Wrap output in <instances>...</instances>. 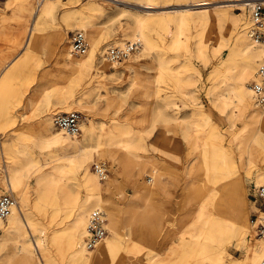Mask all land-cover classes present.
Segmentation results:
<instances>
[{"label": "rangeland", "instance_id": "rangeland-1", "mask_svg": "<svg viewBox=\"0 0 264 264\" xmlns=\"http://www.w3.org/2000/svg\"><path fill=\"white\" fill-rule=\"evenodd\" d=\"M62 1L66 4L57 9L55 27L44 32L47 35L46 46H44L42 32H37L33 39V53L40 58L39 65L36 66L30 59L28 68L22 72L17 64L28 52L26 47L28 34L31 27L36 24L32 16L26 17L20 5L21 0H0V59L11 56L12 62L7 68L0 90V109L7 115L5 119H0V164L4 162L9 165L6 150L12 141H26V147L34 158L35 167L29 172L23 185L22 194L28 198V201L25 206H22V209L25 216L26 213L28 214L30 226L35 228L34 236H42L45 239L44 247L48 249L46 248L45 257L43 254L44 262L46 259L55 258L57 242L53 236L66 235L67 229L64 228L63 223L71 219V215L76 209L72 198H63L59 195L56 199H43L45 194L43 189L48 186L47 179L44 177L53 171V166L64 164L68 175L74 177V169L69 160L76 153H61L49 147L41 148L36 143L39 140L37 121L42 114H40L41 109L35 110L30 104V98H36L43 90L41 85L44 81L43 73L49 72L53 75L54 80L62 83L69 73L66 68L57 65L60 45L56 40V33L57 30L66 33L64 48L68 51L72 34L78 29L71 28V21L65 22L64 11L84 4L88 0H81L80 4H70L69 0ZM178 1L167 0L165 5H174ZM187 1L192 3V0ZM30 2L35 9L33 1L30 0ZM243 2L238 1L235 4ZM141 4L139 0H94V5L88 7L87 11L96 14L98 21H101L100 24L102 23L100 26L102 32L107 27H113L115 35L105 39L103 33H100L99 39L102 47L96 56H100L101 51L106 56L108 49L106 42H112L115 37L121 38L123 30H127L129 23L132 22L133 14L143 11ZM98 5L102 7L101 12L96 11ZM173 8L170 6L169 10H173ZM232 8L235 15L243 13L240 6L236 5ZM108 15L115 16L114 23L108 21ZM178 16L174 12H168L162 17L148 19L152 26L147 32L153 37L155 50L152 54L141 57L140 63L134 70L124 71L122 75L114 77L110 74L114 68L111 67L106 71L100 70L96 61L90 75L74 84V95L67 99L72 103L75 101L74 97L77 99L82 95L83 100L88 102L89 109L86 112L76 109L71 111L82 114L81 124L86 119H90L100 134L97 142L101 145H104L105 140H108L105 135L107 131L114 133L115 136L110 139L114 143L117 140H131L129 148L133 155V163L126 162L117 166L109 159L106 153L107 146H101L103 152L95 153L93 161L88 164V172L94 175L100 184H104L108 179H115L114 183L117 187L114 186L110 193L112 201L118 209L122 210L127 205L136 207V205L142 204L147 196V190L154 183V180L151 179L152 165L150 161L158 164L164 172L161 182L166 190H158L153 196L154 202L160 206V210L152 215V223L134 222L130 226H120L119 232L123 240L132 241L135 236L140 235L144 238L146 247L137 256H132L122 253L123 250L117 244L113 260L121 261L118 264H163L156 263L159 259L165 262L164 264H188L191 260L190 255L193 252L198 254L200 251H206L208 255H211V264H237L241 263V259L245 256L244 250L236 246L233 238L227 239V236H222L223 242L218 244L208 235L202 239L191 235L196 228V219L193 216L197 214L200 205L199 197L188 201V189L191 181L197 180L200 187L204 181L228 182L232 185V181L235 180L227 178L231 169L226 157L229 154L235 161L238 159V150L234 144L235 137L229 132L227 122L228 114L235 104H230V107L223 112L220 100V96L223 94L231 95L229 81L224 79L223 75L233 71L229 69L233 57L230 52V40H222L217 46L216 52H213L211 40L207 50L209 58L204 59L199 52V41L209 28L206 20L201 18L205 15L193 11L191 16L186 18L188 23L185 27H180ZM247 17L248 8L246 9L245 22L239 26V31L247 25ZM23 24L27 27L24 35L22 34ZM84 35L87 37L85 32ZM135 52H132L119 64L126 62ZM158 55L161 56L162 61L160 62V72L157 74L156 57ZM236 58L239 60V56ZM31 72H34L35 77L25 79ZM155 74L164 84H167L169 79L173 85L185 92L181 93L178 89L171 93L170 89H166L161 84H155L153 81ZM142 76H145L146 79L144 87L130 90L132 78ZM190 82L191 85H189ZM21 83L26 84V89L20 87ZM64 84H69V81ZM19 89L21 94L18 95ZM155 91L158 94L153 95ZM97 95L101 96V100L95 105ZM113 97L116 98L114 104ZM169 101L176 103L174 116L182 118L179 121L189 124L192 128L191 133L184 134L176 121H171L166 126L162 120L157 119L154 114L156 109ZM58 113L64 112L59 111ZM170 113H173L171 109H167V114L170 115ZM125 122L132 125V128L127 131L128 133H123V129L119 126ZM241 124V119L237 116L235 129L241 128ZM78 137L80 138V136ZM197 139L204 144L205 161L203 167L201 165L199 168L197 163L195 170L190 172L191 164L198 161L200 155L199 151L195 149ZM245 139L246 137L243 138V140ZM161 149L175 155L176 159L164 160V155L160 152ZM249 149L254 153V160L249 161L241 168L236 167L234 170H240L241 178L247 188L250 232L254 239L260 240L264 238L256 236L255 225L252 224L251 219L264 212V200L257 198L256 191L259 186L255 184L254 179L246 177V172L253 167H264V150L251 142H249ZM17 156L22 161L21 154L18 153ZM243 156L246 157L247 154ZM146 157H149V162L144 159ZM258 157H262L261 162H256ZM95 162L106 164L109 170L107 179L101 180L97 176L94 170ZM85 172L84 168H80L76 173V178L73 179L79 195H85L87 191L83 183ZM137 190H139L138 193H136ZM185 190L187 193H184ZM190 190L196 189L191 187ZM41 193H43L42 197ZM15 195L18 194L15 192ZM19 201V205H23L21 199ZM192 210L195 211L189 213ZM188 215L191 216L189 222L184 221ZM182 232L187 233L182 234ZM111 234L108 229L107 237H111ZM0 235L3 233L0 232ZM253 236H249V238L251 239ZM225 239L228 241L226 244ZM38 250L41 253L43 249L40 246Z\"/></svg>", "mask_w": 264, "mask_h": 264}, {"label": "bare ground", "instance_id": "bare-ground-1", "mask_svg": "<svg viewBox=\"0 0 264 264\" xmlns=\"http://www.w3.org/2000/svg\"><path fill=\"white\" fill-rule=\"evenodd\" d=\"M32 1L35 4V9L30 0H21L20 2L26 17L32 16L36 24L34 27H31L28 34L26 42L28 52L17 64L22 72L28 68L30 59L33 60L36 66L39 65L40 58L33 53V39L37 32H42V38L45 41L44 46H46L47 35L44 32L49 28L55 27L57 9L66 4L62 0ZM139 1L142 3L140 6L143 8V11L133 14L132 22L129 23L127 30H123L121 38L115 37V40L112 42H106L108 48L119 45L124 46L127 42H137L139 44L136 52L126 62L119 64V62L111 61L108 51L106 52V56L102 51L100 56H96L102 47L99 39L100 33H103L105 39H109L115 35L113 27H107L102 32L100 28L101 21H98L96 14L87 11L88 7L94 5V0H88L84 4L79 3L81 0H69L70 4L80 5L70 10H65L63 18L67 23L71 21V28L78 29L76 32L86 33L87 37H85L88 43L86 51L78 54L73 53L71 51L72 37L69 42L68 51H66L64 48L67 38L66 33L57 30L56 40L60 45L57 65L61 66V68H66L69 73L63 83L54 80L53 75L49 74V72L43 73L42 77H44V81L41 84L43 90L34 99L30 96L32 97L30 98V104L35 110L41 109L40 114H42L37 121L36 128L39 140L36 143L41 148L49 147L61 153H76L69 160L74 169V177L68 175V170L64 164L53 166V171L44 177L47 179L48 186L46 189H43V193H45L43 199H56L59 195L63 198H72L76 209L73 211L71 219L63 223L64 228L67 229L65 231L66 235L62 237L53 236L57 242V254L55 258H51V260L45 258L44 262L43 254L45 257V251L48 249L44 247L45 239L42 236H34L35 228L30 226L27 218L28 214L26 213L25 216L22 209V206H25L28 201V198L22 194L23 185L29 172L35 167V161L26 147V141H12L6 150L9 165L4 162L0 164V169L5 172L4 175L0 176V195H12L17 205L6 217L0 219V232L3 233V235H0V264H118L121 261L116 262L113 260L117 244L123 250L122 253H128L132 256H137L146 247V242L140 235L135 236L132 241L123 240L119 232L120 226H130L134 222L141 224L152 223V215L160 210V206L154 202L153 196L158 190H166L164 184L162 185L161 182L164 172H162L158 164L150 161L149 157L144 158L146 161H150L152 165L151 179L154 180L153 185L147 190V196L142 204L136 205V207L127 205L122 210L118 209L113 203L110 193L115 186V179H108L104 184H100L96 177L88 172V164L93 161L92 158L95 153L99 151L100 153L103 152L101 146H107L106 153L109 159L117 166L126 162L133 163V155L129 148L131 140H117L114 143L110 140L115 136L114 133L107 131L105 135L108 140H105V144L101 145L97 142L100 134L96 131L90 119H86L80 125V132L77 135L70 136L63 129H56L55 118L58 115L70 113L74 109L83 112L89 109L88 102L83 100L84 97L82 95L77 99L74 97L75 101L72 103L68 102L67 99L72 98L74 95V84L90 75V71L96 61L100 70L106 71L111 67L114 68L110 71V74L115 77L116 75H122L124 71L134 70L140 63L141 57L153 53V50H155L153 37L147 32L150 30L152 23L148 19L159 18L168 12H174L179 15L180 27H185L188 23L186 18L191 16L193 11L203 13L205 16L201 18L205 19L207 25H209L208 30L199 41V52L204 59L209 58L207 55L209 41L212 40L213 52H216L217 46L220 45L222 40L231 41L230 52L233 59L229 69L233 71L223 75L224 79L229 81L231 95L223 94L220 96V100L222 101L223 112L230 107V104H235L234 107L236 109L234 110L233 107L229 114H225L229 115L227 117L228 129L235 137L234 144L238 150V159L235 161L232 155L229 156L227 154L226 156L229 161V168L231 169L227 178L235 179L232 181V185L228 182L211 183L204 181L199 187L197 180L191 181L188 189V201L199 197L200 203L197 214L193 216L196 219V228L191 235L193 237L197 236L199 239L208 235L217 241L218 244L223 242L221 240L222 236H227V239L233 238L236 246L244 250L245 253V256L241 259V263L237 264L264 263V239L256 240L250 232L246 197L247 188L241 178L240 170H234L236 167L241 168L243 165H247L249 161L254 160V153L249 149V142L264 150V105L255 101L250 87L251 81L256 79L258 66L264 61V47L255 44L251 40L246 26L242 27L241 31L238 30L239 26L245 22L246 9L251 0H192V3H189L187 0H179L174 5H165L167 0ZM238 1L244 2L235 4ZM236 5L242 8L243 13L241 15L233 13L232 7ZM170 6L174 7L173 10H169ZM96 9V11L101 12V5H98ZM107 19L108 21H112V23L116 20L113 15H108ZM24 25H22L23 35L27 28ZM125 39L127 40L124 41ZM236 56H239V60ZM10 58L11 56L0 59V90L7 68L12 63ZM156 60L158 74L161 69V56L158 55ZM157 74L153 77L155 84H161L166 89H170L171 93H174L175 90H180L169 79L168 83L164 84ZM32 77H35L34 72H31L25 79ZM145 80V76L133 77L129 89L133 90L134 88L144 87ZM66 81H69V84H64ZM248 81L250 82L248 83ZM191 84L190 82L189 85ZM20 87L26 89V84L21 83ZM180 92L184 93L185 91L180 90ZM121 93L123 94V92ZM17 94H21L20 89L17 91ZM156 94L158 92H153V95ZM100 97L96 96L95 105L100 103ZM115 99L113 97V104ZM174 107H176V103L169 101L165 105L158 107L154 114L166 126L171 121H176L184 134L191 133L192 128L189 124L179 121L182 118L179 119L174 116ZM167 109H171L173 113L167 114ZM59 111H63L64 113H58ZM237 116L242 122V126L239 129H235L234 127ZM6 117V112L0 109V119L3 120ZM119 126L123 129V133H128L127 131L132 128L129 122L121 123ZM245 137L246 139L243 140ZM195 147L200 155L198 161L191 164L190 172L195 170L197 163L199 164V168L201 165L203 167L205 161L203 142L197 139ZM160 152L164 155V160L172 161L176 159L175 155L168 153L167 150L161 149ZM18 153L21 154L23 162L18 158ZM244 154H247V156L244 157ZM261 160L262 157H258V161L256 162H261ZM80 168H84V171H86L83 174V183L87 190L85 195H79L75 188V181H73ZM246 177L254 179L257 186L264 185V167L249 169L246 172ZM191 187L196 190H190ZM15 192L18 194L17 196ZM43 193H41V197ZM184 193H187V190ZM17 197L21 199L23 205H19L20 199L18 200ZM257 198L260 199L258 196ZM97 210L103 212L104 227L107 233L108 229L110 230L112 236L107 237L106 234L93 248H88L85 241L89 217ZM194 211H189V213ZM263 216L264 212H261L258 220ZM190 217V215L186 216L184 221L189 222ZM185 233L187 232H182V234ZM249 236H253V238L250 239ZM259 238H264V236ZM227 239H225V244L228 243ZM40 246L43 249L41 253L38 250ZM190 257L191 260H189L188 264H211V255H208L206 251H200L198 254L193 252ZM160 262L165 263L161 259L156 261V263Z\"/></svg>", "mask_w": 264, "mask_h": 264}, {"label": "built area", "instance_id": "built-area-1", "mask_svg": "<svg viewBox=\"0 0 264 264\" xmlns=\"http://www.w3.org/2000/svg\"><path fill=\"white\" fill-rule=\"evenodd\" d=\"M246 29L251 40L255 44L264 47V0H251L249 3ZM87 45L85 35L82 32H75L72 36L71 51L75 54L84 53ZM138 47L139 44L137 42H127L124 46L109 47L107 51L111 61L121 62L129 53L135 52ZM250 87L255 101L264 105V61L258 66L256 79L251 81ZM82 119L81 113L73 111L56 116L55 125L57 128L66 131L70 136H74L80 132ZM94 170L101 180L107 179L109 170L106 164L101 162L95 163ZM4 173V170L0 169V176L4 175ZM256 194L261 200H264V185L257 188ZM16 205L17 202L12 195H0V219L6 217ZM258 219L259 216H255L251 219V222L255 225L254 231L256 236L263 237L264 216L260 220ZM87 231L86 246L93 248L107 234L104 227L103 212L97 210L90 215Z\"/></svg>", "mask_w": 264, "mask_h": 264}]
</instances>
